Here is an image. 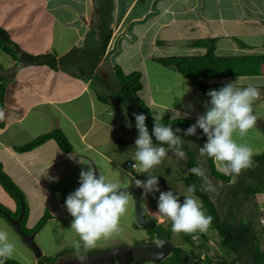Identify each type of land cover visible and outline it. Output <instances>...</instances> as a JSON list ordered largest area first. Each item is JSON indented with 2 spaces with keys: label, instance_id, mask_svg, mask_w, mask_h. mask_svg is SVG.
I'll return each mask as SVG.
<instances>
[{
  "label": "crops",
  "instance_id": "1",
  "mask_svg": "<svg viewBox=\"0 0 264 264\" xmlns=\"http://www.w3.org/2000/svg\"><path fill=\"white\" fill-rule=\"evenodd\" d=\"M101 6L109 8L111 35L93 71L94 77L73 76V69L68 73L46 66H16L0 49V74L8 77L0 109L4 112V119L0 120L3 123L0 165L27 198L25 227L31 229L44 212L49 215L34 234V241L44 256L69 245V234H76L70 229L73 217L65 201L80 186V172L87 171L89 163L98 177L103 173L121 187L135 188L143 210L156 225L164 230L171 225V221L168 223L157 211L159 197L169 191L174 196L179 193L162 191L160 187L172 180L182 184L183 176L178 174L171 179L157 176V184L151 190L135 186V180L146 184L149 178L163 172L165 164L175 163L182 157L174 148H168L160 168L157 165L148 172H140L127 166V162L135 163V141L139 136L131 130L118 105H111L103 95L107 102L97 97L101 95L98 86L107 88L106 80L116 67L124 74L140 73L142 87L137 95L152 116L161 113L163 117H171L169 113L173 112L179 115L173 114V118L185 117L197 123L210 106V99L157 59L202 55L205 49L191 44L205 38L216 39L215 55L219 57L264 55V0H0V27L27 53H54L60 57L76 49V55L80 56L94 45L93 27L99 23ZM213 82L224 86L234 83L241 88L251 84L264 95V64L259 75ZM172 96L178 99L177 108H173L169 100ZM253 128V131L261 128L264 134L263 124ZM54 129L65 136L71 148L69 152L61 151L52 139L30 151L14 150ZM248 133L246 138L254 136ZM182 164L185 168V160ZM0 198L9 202L10 206L0 204L10 212L17 210L15 200L1 186ZM0 228L9 233V242L16 245L10 259L37 264L38 258L1 216ZM113 235H122V239L117 238L120 241L133 235L149 237L135 221L131 197L128 211L120 219L119 231ZM110 240L113 239H101L95 248L101 241L108 244ZM54 246L57 249L54 250Z\"/></svg>",
  "mask_w": 264,
  "mask_h": 264
},
{
  "label": "trees",
  "instance_id": "2",
  "mask_svg": "<svg viewBox=\"0 0 264 264\" xmlns=\"http://www.w3.org/2000/svg\"><path fill=\"white\" fill-rule=\"evenodd\" d=\"M108 9V6H101L98 10L100 18L99 23L93 27L94 32H96L94 45L89 51L86 53L84 52V54L80 56L76 55V49H73L60 57L54 53L38 55L27 53L13 43L9 38L8 33L1 27L0 49L14 60L16 66H46L53 70L61 69L68 73H72L70 70L73 69V76L84 78L94 77L93 71L103 57L111 35L107 18L109 13ZM215 41V38H205L197 40L191 44L193 47L204 48L205 52L202 55L168 56L158 58L157 61L162 66L175 70L185 79L189 80L209 99H211L207 95L209 91H218L220 88L224 87V85L215 83L213 80L260 74L261 66L264 64V55L219 57L215 55ZM239 44L243 45L240 42ZM113 76L117 81L116 102L124 112V116L131 130L139 136L138 129L136 128V115L143 114L147 117L145 124L151 134L154 125L153 116L151 115L148 106L137 95L142 87L140 73L134 71L124 74L118 67H116ZM7 78V76L0 74V109L3 107L4 103ZM97 97L101 101L107 102L106 98L102 95L97 94ZM161 123L164 125H171L176 136L181 140L179 147L185 152L186 168V174L181 178V182L186 190L189 186H195V193L192 194L202 202L203 209L206 211L207 215L212 217L210 228L216 233L219 239L218 246L233 255L227 264L239 262L244 256L248 258L249 264H264V250L259 247V239L257 237V231L253 219L240 220L236 223L233 220L231 212L221 216L213 201L210 199L206 189L202 186L200 176H197L190 171L193 167H199L201 169L200 162L197 161V154L201 153L200 149L204 147V144L208 140L207 136L203 133V130L197 127L195 134L186 135L188 128L195 125L196 122L185 117L170 118L165 116ZM2 126L3 123L0 121V128ZM176 129H179V131H176ZM49 139L54 140L61 151H70L71 148L67 143L65 136L57 129L41 134L25 144L15 147L14 150L17 152L30 151ZM153 142L154 146L168 148V145H160L156 142L155 137H153ZM189 144H191L192 147H190ZM202 157L208 175L216 181L229 184L233 177H238V182L229 187V192L231 193V199L233 201H237L240 196L246 199L264 193V151L252 156L251 166L242 170L239 174L228 171L226 173L220 172L216 169L213 158L208 157L207 155H202ZM0 186L17 203V210L14 213L0 205V216L10 223L9 218H17L20 214L22 205L23 213L19 223L20 229L27 234L34 235L37 233L47 221L49 217L48 213H45L31 229L25 227L28 208L23 194L13 181L3 172L1 165ZM229 207H232V205L229 204ZM156 227L162 228L161 225H156ZM146 231L149 233V237H151L152 240L154 238V229ZM164 232L170 237L169 231L164 230ZM192 237H195V239L193 240ZM182 239L183 242L191 248L190 252L187 253L182 248L175 246L171 253L173 254L172 259L166 260L165 258L160 264H186L183 262L182 258L179 257L180 252H184L191 259L199 261V264L211 261L207 252V243L209 239L203 232L197 231L191 234H184ZM68 252L69 250H62L54 256L41 255V257L37 259V264H71L68 262L74 258H62L65 257V254ZM96 252L99 251L94 250L92 252H87L86 254H93ZM83 253L84 252H82V254ZM201 256H203V259ZM4 264L22 263L7 259L4 261Z\"/></svg>",
  "mask_w": 264,
  "mask_h": 264
},
{
  "label": "clouds",
  "instance_id": "3",
  "mask_svg": "<svg viewBox=\"0 0 264 264\" xmlns=\"http://www.w3.org/2000/svg\"><path fill=\"white\" fill-rule=\"evenodd\" d=\"M207 95L211 98L210 106L198 118L197 123L188 128L186 135H193L197 127L201 128L208 138L200 149L201 154L221 162L224 171L239 174L251 166L253 148L246 143H238L234 139V133L243 137L255 127L259 116L253 113L252 105L260 97V92L251 84L241 88L229 83L218 91H209ZM2 119L4 112L0 110V120ZM146 119L143 114L136 115L139 138L135 141L137 150L135 163L132 165L134 169L148 172L163 161L168 148H175L180 157L185 156V152L179 147L181 140L172 126L161 123L163 114L156 113L153 116L151 134L145 124ZM153 137L160 145H168V148L154 146ZM190 171L197 176L202 175L199 167H193ZM79 183L80 186L68 195L65 206L73 217L70 229L79 237V240L73 241L77 251L76 258L83 261L87 258V251L95 248L98 241L108 239L119 231L120 219L128 211L130 195L118 192L120 184L113 182L105 174L100 173L97 178L96 169L90 163L87 171L81 170ZM156 184L155 176L143 185L140 180H135V186H144L148 190ZM187 191L195 193V186H189ZM157 211L171 220L174 233L204 232L212 222V217L205 213L202 202L194 195H186L184 202L180 203L179 197L174 196L171 191L161 193ZM159 246L163 247L162 241ZM15 247V242H9V233L0 228V264L12 258ZM81 247L84 249L83 254L80 252Z\"/></svg>",
  "mask_w": 264,
  "mask_h": 264
},
{
  "label": "rangeland",
  "instance_id": "4",
  "mask_svg": "<svg viewBox=\"0 0 264 264\" xmlns=\"http://www.w3.org/2000/svg\"><path fill=\"white\" fill-rule=\"evenodd\" d=\"M94 37L96 38L95 35ZM1 55L2 53L0 52V60H1L0 62L2 63ZM242 80H247V79H242ZM106 81H107L106 83L107 86L106 85L105 86L107 88H105L102 85V86H98L97 89L101 95L107 97L111 105H117V102H116V82L117 81L115 77L113 76V74H110ZM232 82H237V81L233 80ZM176 98L177 97L175 98L173 97L169 99L173 103L172 105L173 108H177V105H178V99ZM252 106H253L254 114L259 116V119L255 125V128H260L261 124L264 125V95H260V97L253 102ZM169 114L171 116L170 118L174 117L173 112ZM174 115L179 116L177 114H174ZM176 118H179V117H176ZM260 129H256L255 131H253L254 128H252L251 133H248V134L249 136L250 135H254V136L253 137L250 136L249 138H246V136L240 137L238 133H234V139H236L238 143H246L253 148V156L260 154L262 151H264V134H263V131H261ZM189 146L192 147L191 144H189ZM184 160H185V157H182V159H180L179 161L175 163L165 164L163 168V172L161 174H156V175L154 174L155 177L159 176V177H166L167 179H171L174 176L177 177L178 174H180V176H184L186 172V169L184 168V165L182 164V161ZM197 161L200 162V166H201L202 175H200V179L202 182V186L206 189L207 193L209 194V197L213 201L214 205L216 206L218 213L222 216L224 214H228L229 212H231V214L233 215V220L236 223H238L240 220L253 219L254 226L257 231V237L259 239V247L264 250V229H262L264 228V193L257 194L254 197H248L246 199L240 196L238 197L237 201H233L231 199V193L229 192V187L238 182L239 180L238 177H233L229 184H224L220 181H216L215 179L211 178L208 175L201 153L197 154ZM214 163L218 171L223 172V173L227 172L223 170L221 166V162L214 160ZM161 166L162 165H159V168ZM160 188H161L160 190L162 191L174 190L175 192L179 193V194H176L175 196L179 197V200L181 201L180 203L184 202L186 195H193L192 193H188V191L184 189L183 185L181 183H177L175 180H172V182L170 183H166L163 188L162 187ZM23 197L26 202V206H28L26 196L23 195ZM0 203L10 206L9 202L6 200H3V198H0ZM15 204H16L15 206H17V203ZM229 204H231L232 207H229ZM45 213L46 212H44L42 216ZM166 219L168 223L171 221L167 217ZM170 223L171 225L168 227L167 231L170 232V240L172 244L176 247L182 248L185 252L189 253L191 248L187 246L183 242V239H182L185 233H182V232L174 233L172 231V222ZM131 232H135V231L131 230ZM203 233L209 239L207 243V247H208L207 252H208V255H210V259L217 258V259H223L226 261L231 260L233 255L218 246L219 239L216 233L210 227ZM110 238L113 240L112 241L110 240L108 244H103L104 242L101 241L100 243L102 244L98 246V248L89 249L87 252H92L94 250L95 251H106V250H109L111 248H114L120 245L121 246L122 245L133 246L139 243L152 242L151 237L139 236V235L138 236L133 235L132 238H124L123 240H121L122 242L119 239H117V238L122 239L123 238L122 235H120V237L112 235ZM67 240H69L70 242L69 245H66L64 248L57 250L55 254L54 252H52V254L48 256H54L57 253L61 252L62 250H69V252L65 254V257H62V258H65V259H69V257L75 258L77 256V251L75 247L73 246V241L79 240V237L76 234L72 233V234H69V237L67 238ZM43 249L44 251H46L45 248ZM55 249H57V246H54V250ZM80 252L81 253L84 252L83 247H81ZM172 257H173V254H170L166 258V260H171ZM141 264H154V263L145 262ZM234 264H249V260L246 256H244L239 262H236Z\"/></svg>",
  "mask_w": 264,
  "mask_h": 264
},
{
  "label": "water",
  "instance_id": "5",
  "mask_svg": "<svg viewBox=\"0 0 264 264\" xmlns=\"http://www.w3.org/2000/svg\"><path fill=\"white\" fill-rule=\"evenodd\" d=\"M97 178H99L97 176ZM126 192L130 195L134 205V217L137 225L145 230L154 229L153 236L154 241L139 243L133 246L120 245L111 248L106 251H99L93 254H86L87 258L83 261L74 258L68 263L71 264H141L150 262L159 264L165 258H167L174 250L170 237L165 234L161 227H156L154 219L148 217L143 210L140 200L139 192L131 187H121L118 192ZM23 213V207L21 205L20 214L17 218H9V222L14 231L20 236L22 242L32 251L36 258L41 257L42 253L39 246L34 241L33 234H27L20 229L19 223ZM163 242V247L159 246V242ZM179 257L182 258L186 264H199V261L191 259L184 252L179 253ZM215 264H226L225 260L219 259L215 261Z\"/></svg>",
  "mask_w": 264,
  "mask_h": 264
},
{
  "label": "flooded vegetation",
  "instance_id": "6",
  "mask_svg": "<svg viewBox=\"0 0 264 264\" xmlns=\"http://www.w3.org/2000/svg\"><path fill=\"white\" fill-rule=\"evenodd\" d=\"M151 241H154V238L151 240ZM216 260H219V259H217V258H215V259H211V261H207V262H205L204 264H215V261ZM223 260V259H222ZM226 261V260H225ZM228 263V261H226V264Z\"/></svg>",
  "mask_w": 264,
  "mask_h": 264
},
{
  "label": "built area",
  "instance_id": "7",
  "mask_svg": "<svg viewBox=\"0 0 264 264\" xmlns=\"http://www.w3.org/2000/svg\"><path fill=\"white\" fill-rule=\"evenodd\" d=\"M133 164H134V163L127 162V166H130L131 168H133V167H132ZM133 169H134V168H133ZM192 239L194 240L195 237H192ZM208 257H210V255H208ZM201 258L203 259V257H201Z\"/></svg>",
  "mask_w": 264,
  "mask_h": 264
}]
</instances>
